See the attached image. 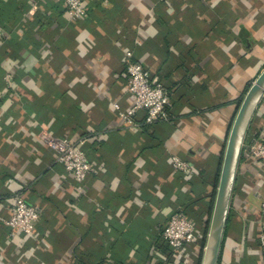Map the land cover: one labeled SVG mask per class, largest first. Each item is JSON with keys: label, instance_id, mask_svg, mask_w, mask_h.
I'll return each instance as SVG.
<instances>
[{"label": "crops", "instance_id": "crops-1", "mask_svg": "<svg viewBox=\"0 0 264 264\" xmlns=\"http://www.w3.org/2000/svg\"><path fill=\"white\" fill-rule=\"evenodd\" d=\"M86 3L72 19L64 0H0V264H201L237 103L264 67V0ZM128 50L170 91L168 120L124 124ZM42 131L86 152L82 182ZM259 135L264 95L244 143ZM17 193L39 211L34 235L4 222ZM263 199L264 167L242 149L217 264H264ZM175 211L201 235L178 251L162 237Z\"/></svg>", "mask_w": 264, "mask_h": 264}, {"label": "built area", "instance_id": "built-area-1", "mask_svg": "<svg viewBox=\"0 0 264 264\" xmlns=\"http://www.w3.org/2000/svg\"><path fill=\"white\" fill-rule=\"evenodd\" d=\"M67 11L72 19H81L87 15L86 0H64ZM132 51L126 52L127 88L132 94V104L121 111V118L126 125L138 127L140 125L152 126L162 120L170 118L168 105L171 97L170 91L162 82L152 78L151 70L142 62L131 58ZM12 75L6 74V82L11 84ZM117 107V105H116ZM138 112H143L141 121L136 119ZM41 139L55 153L56 162L71 172L78 182H82L91 171V163L86 152L75 142L67 138L42 131ZM244 151L264 167V136H254L246 143L243 142ZM171 164L175 170L190 172L192 163L176 154L171 156ZM264 209V199L261 202ZM10 214L4 219L10 229V235L15 236L21 232L27 235L36 233L39 220V211L36 205L28 202L21 194L15 195V203ZM194 222L181 212H173L166 223L162 237L174 251L180 250L185 244L193 243L200 238ZM259 245L264 259V231L259 234Z\"/></svg>", "mask_w": 264, "mask_h": 264}, {"label": "water", "instance_id": "water-1", "mask_svg": "<svg viewBox=\"0 0 264 264\" xmlns=\"http://www.w3.org/2000/svg\"><path fill=\"white\" fill-rule=\"evenodd\" d=\"M263 95L264 67L246 90L228 132L201 264L218 263L243 142Z\"/></svg>", "mask_w": 264, "mask_h": 264}, {"label": "trees", "instance_id": "trees-1", "mask_svg": "<svg viewBox=\"0 0 264 264\" xmlns=\"http://www.w3.org/2000/svg\"><path fill=\"white\" fill-rule=\"evenodd\" d=\"M251 84V83H250ZM250 84L247 86V89H248V87L250 86ZM241 101H242V98H240L239 100H238V106H237V109H238V107H239V105H240V103H241ZM205 243V242H204Z\"/></svg>", "mask_w": 264, "mask_h": 264}]
</instances>
